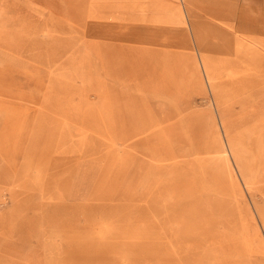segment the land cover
Wrapping results in <instances>:
<instances>
[{"label":"rangeland","instance_id":"374dc122","mask_svg":"<svg viewBox=\"0 0 264 264\" xmlns=\"http://www.w3.org/2000/svg\"><path fill=\"white\" fill-rule=\"evenodd\" d=\"M184 9L0 0V264H264V0Z\"/></svg>","mask_w":264,"mask_h":264},{"label":"crops","instance_id":"0c3cea01","mask_svg":"<svg viewBox=\"0 0 264 264\" xmlns=\"http://www.w3.org/2000/svg\"><path fill=\"white\" fill-rule=\"evenodd\" d=\"M181 2L183 3L184 8H185L184 13L187 14L191 0H181ZM175 13H176V17H177V18L175 17L176 19H179L182 22L187 23V25L191 26V28L194 31V37H195L194 41L195 42L198 40H200L201 42L204 41V38L202 36H205V34H202L201 31L199 33V29L193 25V20H192V18L191 19L188 18V14H187L188 22L185 20V18H184L185 14H183L181 7L179 9H177L175 11ZM222 21L227 26H231L228 23V21H225V20H222ZM223 23L220 22V23H215V24L221 26ZM201 44H202V48H200V51H199L200 65L205 70V74H206L208 83L211 86V89L215 90V88H216L215 85H216V81H217L218 76H217V73L215 72V66L213 65L214 61L210 58V56L206 52H203L204 44L203 43H201ZM236 54H237L236 56H227L225 61L229 64H241L245 68H247L246 70H249V67L254 65L255 63L261 62V59L263 58L262 55L259 53V51L249 52L248 48L245 46L237 48ZM238 57H239V59H238ZM252 76H253V73H250V71H249L243 75H240L239 77H237V79L240 78L239 81H241V84H247L251 81V79L257 78V76L256 77H252ZM228 146H230V148H231V142H228ZM225 147H226V144L224 146V152H227V147L226 148ZM233 153L234 152L232 149V154ZM237 167L239 169L240 176H242L244 179L245 178L244 170H243V166H242L240 161H238ZM263 224H264V222H263Z\"/></svg>","mask_w":264,"mask_h":264},{"label":"bare ground","instance_id":"6f19581e","mask_svg":"<svg viewBox=\"0 0 264 264\" xmlns=\"http://www.w3.org/2000/svg\"><path fill=\"white\" fill-rule=\"evenodd\" d=\"M81 127V126H80ZM224 150V149H223ZM49 173V172H48ZM52 174V173H51ZM73 183V182H72ZM72 186V185H71Z\"/></svg>","mask_w":264,"mask_h":264}]
</instances>
